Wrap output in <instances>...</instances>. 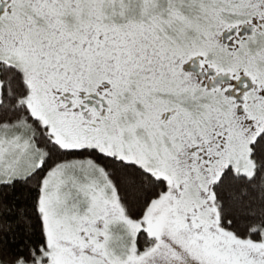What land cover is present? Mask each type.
<instances>
[{
    "label": "snow or ice",
    "instance_id": "6c2138e0",
    "mask_svg": "<svg viewBox=\"0 0 264 264\" xmlns=\"http://www.w3.org/2000/svg\"><path fill=\"white\" fill-rule=\"evenodd\" d=\"M0 264H264V0H0Z\"/></svg>",
    "mask_w": 264,
    "mask_h": 264
}]
</instances>
